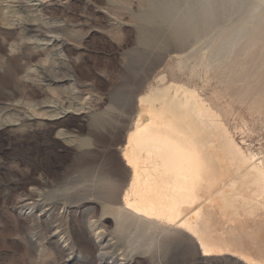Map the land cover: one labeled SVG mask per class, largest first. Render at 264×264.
I'll use <instances>...</instances> for the list:
<instances>
[{"label": "rangeland", "instance_id": "obj_1", "mask_svg": "<svg viewBox=\"0 0 264 264\" xmlns=\"http://www.w3.org/2000/svg\"><path fill=\"white\" fill-rule=\"evenodd\" d=\"M163 1L180 16L203 0ZM204 1L214 21L180 41L148 0H0V264H264L203 255L200 227L156 228L119 202L126 136L150 108L207 121L222 190H264V0ZM231 147L248 160L237 179ZM215 196L213 239L264 216Z\"/></svg>", "mask_w": 264, "mask_h": 264}, {"label": "bare ground", "instance_id": "obj_2", "mask_svg": "<svg viewBox=\"0 0 264 264\" xmlns=\"http://www.w3.org/2000/svg\"><path fill=\"white\" fill-rule=\"evenodd\" d=\"M148 1L154 8V13L152 12L150 16L158 13L160 17L172 24L173 36L180 41H185L186 37L197 30L195 28L211 24L217 13L212 3L204 0L197 3L195 7L191 5L180 16H177L175 12L176 4L171 1ZM227 4L234 6L235 3L233 0H228ZM166 88L172 89L173 95H180L177 100L189 98V94L180 84L172 83ZM168 94L169 92L164 93L162 99L165 100ZM200 100L198 96L195 97V101ZM162 105L164 106V103ZM142 110L145 113L142 114L143 119L134 122L132 131L126 136L125 150L121 154L126 167V177L123 182L125 187L119 198L123 210L156 228L158 226H162L163 229L180 227L192 236H194L192 229L200 227L203 234L199 232V236L195 233L196 237L199 236L195 238V241L203 255L238 254L252 257L255 262L263 261L264 216L260 217L258 214L253 217L251 223H241L237 233L229 231V234L224 235L222 239H213L208 234V230L219 223L210 217L207 206L211 201L209 199L211 195L216 193V206L219 204V207H225L224 205L231 204L241 215L249 212L251 214L253 211L257 213L261 211L260 214H262L264 204L258 205L256 199L264 197L261 194L264 190L253 185L242 184L239 185L242 191L236 192L231 189L226 192L222 190V186L216 185L214 176L210 175L208 163L209 152H215L216 145L203 135L204 123L207 121H204L202 117H191L182 121L174 112L162 117L165 110L153 108ZM229 157L235 164L231 167L233 168L231 173L237 179L239 178L236 174L237 164L248 160L234 147H231ZM255 167L256 165H253L251 169L242 173L245 176L253 174L254 171L256 172ZM211 181L215 184L210 190ZM180 221H182L181 224L176 226Z\"/></svg>", "mask_w": 264, "mask_h": 264}]
</instances>
